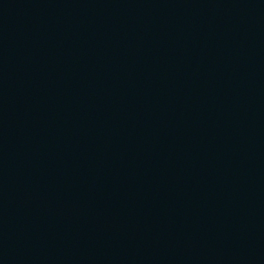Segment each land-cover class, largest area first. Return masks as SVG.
Listing matches in <instances>:
<instances>
[{"label":"water","instance_id":"obj_1","mask_svg":"<svg viewBox=\"0 0 264 264\" xmlns=\"http://www.w3.org/2000/svg\"><path fill=\"white\" fill-rule=\"evenodd\" d=\"M0 264H264V0H0Z\"/></svg>","mask_w":264,"mask_h":264}]
</instances>
